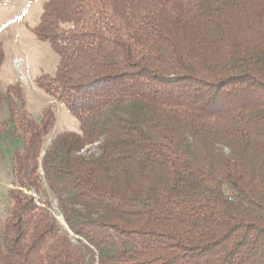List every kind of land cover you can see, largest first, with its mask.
<instances>
[{"label":"trees","instance_id":"trees-1","mask_svg":"<svg viewBox=\"0 0 264 264\" xmlns=\"http://www.w3.org/2000/svg\"><path fill=\"white\" fill-rule=\"evenodd\" d=\"M35 33L80 132L9 88L0 264H264V0H49Z\"/></svg>","mask_w":264,"mask_h":264},{"label":"rangeland","instance_id":"rangeland-1","mask_svg":"<svg viewBox=\"0 0 264 264\" xmlns=\"http://www.w3.org/2000/svg\"><path fill=\"white\" fill-rule=\"evenodd\" d=\"M47 1L49 0H0V44L5 51V61L0 73V92L5 96V101L0 109V122L5 123L7 128L0 140V231L12 205L10 190L18 189L14 186L13 155L17 149L22 148V142L14 134V114L7 95L9 88L21 87L23 100L18 102V106L37 122L42 120L46 108L53 107L57 122L46 145L63 132H80V122L67 106L47 95L39 85L43 76H54L60 62V56L52 45L40 40L35 33ZM91 151L94 148L87 147L81 154L87 156ZM225 151L228 153V150ZM29 194L39 200L34 193ZM46 208L66 227L55 200L50 208Z\"/></svg>","mask_w":264,"mask_h":264}]
</instances>
